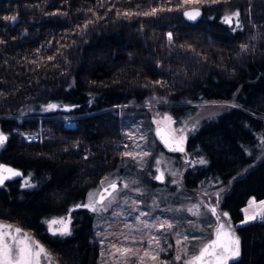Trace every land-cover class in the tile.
Masks as SVG:
<instances>
[{"label": "trees", "instance_id": "16d2710c", "mask_svg": "<svg viewBox=\"0 0 264 264\" xmlns=\"http://www.w3.org/2000/svg\"><path fill=\"white\" fill-rule=\"evenodd\" d=\"M192 6L203 12L196 23L182 18ZM153 8L155 15H144ZM234 10L241 13L236 31L220 20ZM0 41V132L7 137L0 162L22 174L0 186V222L33 236L55 264H97L93 214L74 206L119 159L115 108L139 112L128 106L156 95L167 104L155 110L176 117L221 102L223 111L187 139L207 163L184 184L217 178L212 193L221 196L208 206L223 219L214 226L227 230L230 222L241 239L242 256L231 264H264V221L237 225L247 200L264 198V157L252 149L264 134V0H0ZM49 104L57 107L42 110ZM63 115L82 117L74 128L46 118ZM39 127L49 137L43 142L13 132ZM23 177L35 187H22ZM63 214L72 218L71 235L48 232L46 219Z\"/></svg>", "mask_w": 264, "mask_h": 264}, {"label": "rangeland", "instance_id": "374dc122", "mask_svg": "<svg viewBox=\"0 0 264 264\" xmlns=\"http://www.w3.org/2000/svg\"><path fill=\"white\" fill-rule=\"evenodd\" d=\"M227 13L230 12L223 13L220 20ZM234 24L235 21L232 26L229 25L231 30ZM149 99L148 103L128 106L143 107L139 112L121 111L126 107L120 105L115 108L120 110L118 119L122 133L119 159L114 168L102 174L98 183L88 189L82 202L76 204H89L90 199L98 201L96 199L100 188L110 183L117 184L115 191L111 189L106 193L105 200L96 204L98 211L93 212L82 207L93 214L91 241L98 246L97 264H140L141 257L144 264H183L185 259H189L193 253H198L200 247L210 241L215 221L223 219L221 210L216 209V213L213 214L212 206H208L215 204L213 200L216 196H221L220 192L212 193L211 187L219 182L217 178L208 177L196 185L188 182L184 184L186 179H192V174L196 172L198 166L205 165L199 162L204 159L201 152L198 149L186 150L184 153L180 150L170 152L159 142L154 132L157 127L163 126L170 133L171 139L186 143L188 137L195 134L201 123L215 119L217 114L223 111L221 102L210 103L211 105L204 102L202 105H196L194 110L175 117L168 111L155 110L156 107L167 104L161 97L150 95ZM42 110H47V107H42ZM70 117L77 119L82 116L63 115L58 117L60 119L46 118L60 120L62 125L66 126L63 119H73ZM35 118L42 120L44 116ZM256 138L252 149L255 155L261 158L264 157V134L257 133ZM79 144L78 138L69 141L73 148ZM250 151L251 149L247 148L246 154H250ZM126 153L130 155H125ZM80 155L84 157L83 153ZM157 171L162 177L160 181L156 178ZM186 172L190 176L187 177ZM26 180L27 177L20 179L22 185ZM89 193L94 195L90 198ZM253 200L255 203L250 204L249 201ZM262 200L264 198L256 200L254 197L247 200L241 208L243 217L237 223L238 226L246 224L241 223L246 215L260 213L264 216V205L259 203ZM262 216H258L257 220L264 221ZM60 218L70 221L68 227L71 230L70 214L46 219L44 223L46 230L50 232L47 221ZM250 222L253 220L247 223ZM0 223L9 224L4 221ZM162 223H165L163 229L160 228ZM167 224H171L172 228H168ZM57 227L61 225H53L54 229ZM185 237L188 239L185 240ZM123 248L132 249L135 255L129 258L121 256L117 249ZM145 251L150 255L144 256ZM47 252L50 254L49 250ZM178 255L182 257L181 260L176 259ZM151 256H155L156 259L153 260ZM51 257L54 261L53 256ZM41 264H48V261L42 259Z\"/></svg>", "mask_w": 264, "mask_h": 264}, {"label": "snow or ice", "instance_id": "6c2138e0", "mask_svg": "<svg viewBox=\"0 0 264 264\" xmlns=\"http://www.w3.org/2000/svg\"><path fill=\"white\" fill-rule=\"evenodd\" d=\"M191 0H184V3H189ZM210 3H220L221 0H209ZM223 2L227 3L228 0H223ZM163 10V9H161ZM171 11V9H169ZM157 12L156 8H153L151 12H146L144 15H155ZM199 9H195L194 11H185L184 16L189 20H196L197 17L200 16ZM240 11L235 10L230 13L225 14L222 19L223 23H226L230 26L233 25L235 21L233 31L240 29L242 25L239 22ZM127 15V13H126ZM6 20L15 21V16L5 17ZM91 23V22H89ZM87 27V25H85ZM168 38L171 41L172 34H168ZM2 42V41H0ZM247 45H241L242 51L247 50ZM49 59H52L49 57ZM159 83V82H157ZM235 106V105H234ZM57 105L49 104L47 105V109H55ZM170 119V118H166ZM7 137L0 132V146H2ZM182 151L183 149H177ZM125 155H130L126 153ZM201 164H206L207 161L205 159H201L199 161ZM7 173V175H5ZM21 172L14 170L12 168H6L0 165V186H3L5 181L11 179L13 177L21 176ZM160 177H157L159 179ZM107 179V178H105ZM102 184L104 181L101 182ZM22 187H35V185L30 184L27 180L22 185ZM109 187L115 191L117 186L115 183L109 184ZM127 187V185H125ZM107 191V189H105ZM94 194L89 193V197L91 198ZM105 200V196L103 193L100 194L99 201H93L90 199L89 204L85 205H76V207H86L91 211L96 212L99 209L96 207L97 203H102ZM250 204H254L255 201H249ZM261 205H264V200L259 202ZM211 211L213 214L216 213V209L212 208ZM143 215V213H142ZM224 216H228V213H224ZM258 216H262L260 213H254L252 215H246L245 219L241 223H247L249 221L257 219ZM264 218V216H262ZM219 219V217H218ZM68 223L70 221H66L64 218L60 219H52L47 221L49 231L52 232L53 235L67 236L71 235V230L68 227ZM166 223V222H165ZM165 223L160 224V228L163 229L165 227ZM53 225H61V227L53 228ZM147 226V225H146ZM168 228H172L171 224H167ZM188 237H185L187 240ZM180 243V241H177ZM117 252L121 254V256L125 258H129L130 256L135 255L132 249L123 248L117 249ZM150 253L145 251L144 256H149ZM242 256V246L241 239L236 235L235 231L232 229L231 224L229 222L227 230H225V225L221 224L215 233V239L210 240L208 243L204 244L200 247L198 253H193L189 259H185L183 264H231V262H237ZM153 260L156 259L155 256H151ZM48 261V264H55V261L52 260L51 255L47 252V250L37 242L33 237H31L28 233L24 232L22 228L14 225L0 223V264H41V260ZM177 260H181L182 257L179 255L176 257ZM140 264H144L143 257L140 258Z\"/></svg>", "mask_w": 264, "mask_h": 264}, {"label": "water", "instance_id": "95a60500", "mask_svg": "<svg viewBox=\"0 0 264 264\" xmlns=\"http://www.w3.org/2000/svg\"><path fill=\"white\" fill-rule=\"evenodd\" d=\"M198 7H189V8H185L182 12V18L184 19V21H187L188 23H196L198 22V20H200L201 16H202V10L200 8L199 11H200V16L197 17L196 20H189L187 17L184 16V12L185 11H194L195 9H197ZM155 135L157 137V139L159 140V142L162 143V145L165 146V148L170 151V152H173L174 150H177V149H180L181 148V145L180 143L178 142V140L176 139H171L170 138V133L168 131H166V129L162 126V127H157L155 130ZM0 165L6 167V168H12L14 170H17L19 171L17 168L13 167V166H9L7 164H5L4 162H0ZM21 172V171H19ZM5 175H7V173H5ZM20 176H17V177H13L11 179H8L6 181H12V179H16V178H19ZM157 177H160V175H158ZM162 178L160 177L159 179H157L158 181H160ZM111 184V183H110ZM116 184V183H115ZM117 186V184H116ZM105 189H107V191H105ZM111 190V188L109 187V184L100 188V191L98 193V196H97V199L96 200H100V194L103 193L104 196L106 195V193H108L109 191Z\"/></svg>", "mask_w": 264, "mask_h": 264}, {"label": "built area", "instance_id": "2783aa9c", "mask_svg": "<svg viewBox=\"0 0 264 264\" xmlns=\"http://www.w3.org/2000/svg\"><path fill=\"white\" fill-rule=\"evenodd\" d=\"M54 118H56V117H54ZM70 118H73V117H70ZM74 119H75V117L73 119H63L64 125H66L69 128H74L75 127ZM39 121H41V120H39ZM13 132L17 133L21 138H23L25 141H28V142H32V141L43 142L44 138H47V135L43 132V130L40 127L38 130L31 131V132H23L21 130L17 131L15 129L13 130Z\"/></svg>", "mask_w": 264, "mask_h": 264}, {"label": "flooded vegetation", "instance_id": "af4514ba", "mask_svg": "<svg viewBox=\"0 0 264 264\" xmlns=\"http://www.w3.org/2000/svg\"><path fill=\"white\" fill-rule=\"evenodd\" d=\"M171 136V135H170ZM177 140V139H176ZM178 142L180 143V145H181V148L183 149L182 151H180L181 153H184L186 150L188 151V149L186 148V143H183L182 141H179L178 140ZM187 173V172H186ZM189 174V173H188ZM157 176L158 175H160L159 174V171H157V174H156ZM157 176H156V178H157ZM161 177V176H160ZM162 178V177H161ZM199 181H197V183H198Z\"/></svg>", "mask_w": 264, "mask_h": 264}]
</instances>
